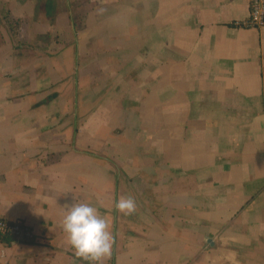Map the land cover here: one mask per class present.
Here are the masks:
<instances>
[{
    "label": "crops",
    "instance_id": "1",
    "mask_svg": "<svg viewBox=\"0 0 264 264\" xmlns=\"http://www.w3.org/2000/svg\"><path fill=\"white\" fill-rule=\"evenodd\" d=\"M248 12V0L17 6L51 24L34 28L43 55L15 73L0 60V218L33 233L0 236V264H264V24L236 26ZM80 202L109 222L99 261L62 227Z\"/></svg>",
    "mask_w": 264,
    "mask_h": 264
},
{
    "label": "clouds",
    "instance_id": "2",
    "mask_svg": "<svg viewBox=\"0 0 264 264\" xmlns=\"http://www.w3.org/2000/svg\"><path fill=\"white\" fill-rule=\"evenodd\" d=\"M116 207L125 214L135 210L133 197H121ZM107 217L90 203L71 204L62 217V227L67 233L68 241L76 255L90 261H99L110 255L112 235L109 231Z\"/></svg>",
    "mask_w": 264,
    "mask_h": 264
},
{
    "label": "rangeland",
    "instance_id": "3",
    "mask_svg": "<svg viewBox=\"0 0 264 264\" xmlns=\"http://www.w3.org/2000/svg\"><path fill=\"white\" fill-rule=\"evenodd\" d=\"M22 2L23 0H18L16 4L15 0H0V60L8 58L9 69L16 68L20 61L32 62L35 57L43 55L41 48H34L38 44L34 28L48 30L51 24L49 16L38 21L36 13L22 18L15 17L13 12ZM41 34L42 41L48 40V31ZM13 71L15 73V69Z\"/></svg>",
    "mask_w": 264,
    "mask_h": 264
},
{
    "label": "built area",
    "instance_id": "4",
    "mask_svg": "<svg viewBox=\"0 0 264 264\" xmlns=\"http://www.w3.org/2000/svg\"><path fill=\"white\" fill-rule=\"evenodd\" d=\"M248 16L242 20H236L234 24L241 27H260L264 24V0H248ZM0 236H9L14 239L29 240L33 233L29 226L18 219L0 218Z\"/></svg>",
    "mask_w": 264,
    "mask_h": 264
}]
</instances>
